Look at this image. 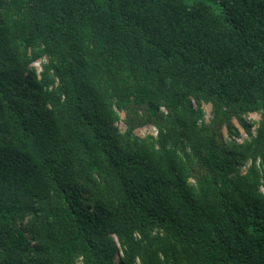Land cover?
Returning <instances> with one entry per match:
<instances>
[{
  "label": "trees",
  "instance_id": "1",
  "mask_svg": "<svg viewBox=\"0 0 264 264\" xmlns=\"http://www.w3.org/2000/svg\"><path fill=\"white\" fill-rule=\"evenodd\" d=\"M0 264H264V0H0Z\"/></svg>",
  "mask_w": 264,
  "mask_h": 264
},
{
  "label": "rangeland",
  "instance_id": "2",
  "mask_svg": "<svg viewBox=\"0 0 264 264\" xmlns=\"http://www.w3.org/2000/svg\"><path fill=\"white\" fill-rule=\"evenodd\" d=\"M43 61H45L44 58L32 63V67H34L36 72H38L40 70L41 62H43ZM202 107H203L204 119L207 120L208 117H209V114H210V106H209V104H203ZM119 117H120V119L123 117V113L122 112L119 113ZM259 117H260V115H259L258 112H251V113H248V114L244 115V119L249 124H251L250 125V130H251L252 133L254 132V128L256 126L257 121L259 120ZM233 123H234V125H235V127H236V129L238 131V135L232 137L231 139H233L237 143H240L243 140L247 139L249 136L244 132V130L241 128V126L238 124V122L236 120H233ZM118 127L121 130L124 128V125H123V123L121 121L118 122ZM134 133H135V135L140 136V137L145 136V135L155 136L156 129L152 125H145V126H142L140 128H137L134 131ZM222 138H223V140H225V139L227 140L228 139L225 130H223ZM248 165H249V162H246L244 165L240 166L239 171L241 173H243ZM261 190L263 191L262 187H261Z\"/></svg>",
  "mask_w": 264,
  "mask_h": 264
}]
</instances>
